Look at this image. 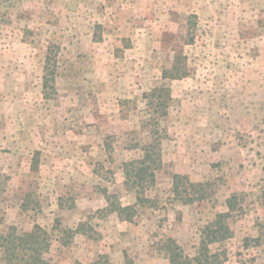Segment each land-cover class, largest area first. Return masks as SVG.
Here are the masks:
<instances>
[{"label": "rangeland", "instance_id": "1", "mask_svg": "<svg viewBox=\"0 0 264 264\" xmlns=\"http://www.w3.org/2000/svg\"><path fill=\"white\" fill-rule=\"evenodd\" d=\"M150 142L153 205L105 212V190L134 202L122 163ZM176 173L206 197H174ZM263 188L264 0H0V232L40 225L48 264H172L169 240L198 264L234 193L205 264H264Z\"/></svg>", "mask_w": 264, "mask_h": 264}, {"label": "trees", "instance_id": "2", "mask_svg": "<svg viewBox=\"0 0 264 264\" xmlns=\"http://www.w3.org/2000/svg\"><path fill=\"white\" fill-rule=\"evenodd\" d=\"M53 45L48 46L44 74L42 76V88L45 90L48 86L51 92L55 93L54 80L56 59ZM56 48V47H55ZM167 71H164V76ZM180 75L178 73L170 74ZM170 76V77H171ZM166 94L167 99L170 93L162 88H154L151 95L159 92ZM44 95L45 92H44ZM161 105H164L162 103ZM141 155L122 163L125 188L134 195V202L123 205L116 194L104 192L106 206L105 212H115L118 217L125 221H133L139 207H151L153 204L149 191L155 185V172L161 167V148L158 143H145L141 146ZM188 177L181 174L172 175V192L174 197L183 199L184 202L191 203L206 197L208 183L187 182ZM264 189V188H263ZM183 197V198H182ZM237 197L234 193L226 198L225 212L217 213L210 222L202 228L200 236V245L198 256L195 260L198 264H205L212 256L208 245L217 241H222L232 234L229 225L233 211L237 207ZM262 203L264 204V192H262ZM167 244L169 261L172 264H188V257L185 256L180 247L173 241ZM51 238L49 233L40 225L35 224L30 230H18L15 226H8L6 230L0 232V254L3 264H48L45 256L49 251ZM183 258L184 261L183 262ZM80 264L79 262H75ZM93 264H99L96 260Z\"/></svg>", "mask_w": 264, "mask_h": 264}]
</instances>
